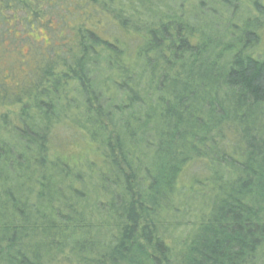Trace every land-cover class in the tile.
Here are the masks:
<instances>
[{
  "label": "clouds",
  "instance_id": "9594fccd",
  "mask_svg": "<svg viewBox=\"0 0 264 264\" xmlns=\"http://www.w3.org/2000/svg\"><path fill=\"white\" fill-rule=\"evenodd\" d=\"M28 4L53 47L0 43V264H264V0Z\"/></svg>",
  "mask_w": 264,
  "mask_h": 264
},
{
  "label": "trees",
  "instance_id": "16d2710c",
  "mask_svg": "<svg viewBox=\"0 0 264 264\" xmlns=\"http://www.w3.org/2000/svg\"><path fill=\"white\" fill-rule=\"evenodd\" d=\"M29 10L28 0H5L3 9H0V43L16 44L22 55H27L30 49L38 52L53 47L51 21L37 26L38 14L33 12L29 17ZM59 46L60 41H56L55 47Z\"/></svg>",
  "mask_w": 264,
  "mask_h": 264
},
{
  "label": "rangeland",
  "instance_id": "374dc122",
  "mask_svg": "<svg viewBox=\"0 0 264 264\" xmlns=\"http://www.w3.org/2000/svg\"><path fill=\"white\" fill-rule=\"evenodd\" d=\"M44 36H46L45 33H44Z\"/></svg>",
  "mask_w": 264,
  "mask_h": 264
}]
</instances>
